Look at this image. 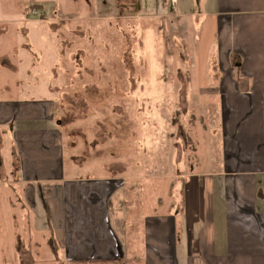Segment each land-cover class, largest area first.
I'll use <instances>...</instances> for the list:
<instances>
[{"label": "crops", "instance_id": "crops-1", "mask_svg": "<svg viewBox=\"0 0 264 264\" xmlns=\"http://www.w3.org/2000/svg\"><path fill=\"white\" fill-rule=\"evenodd\" d=\"M29 3L45 8L0 0V264H264V0H169L192 34L187 102L217 108L165 196L125 164L67 175L47 35L20 39L13 12Z\"/></svg>", "mask_w": 264, "mask_h": 264}, {"label": "rangeland", "instance_id": "rangeland-1", "mask_svg": "<svg viewBox=\"0 0 264 264\" xmlns=\"http://www.w3.org/2000/svg\"><path fill=\"white\" fill-rule=\"evenodd\" d=\"M42 3L13 12L21 13L20 39L47 35L46 55L34 59L53 69L67 175L102 178L112 175L107 166L125 164L128 176L147 179L149 195H176L179 173L199 170L194 140L202 144L217 108L187 102L188 24L169 0Z\"/></svg>", "mask_w": 264, "mask_h": 264}, {"label": "built area", "instance_id": "built-area-1", "mask_svg": "<svg viewBox=\"0 0 264 264\" xmlns=\"http://www.w3.org/2000/svg\"><path fill=\"white\" fill-rule=\"evenodd\" d=\"M33 14H35V15L37 14L36 10H35V11H33Z\"/></svg>", "mask_w": 264, "mask_h": 264}, {"label": "trees", "instance_id": "trees-1", "mask_svg": "<svg viewBox=\"0 0 264 264\" xmlns=\"http://www.w3.org/2000/svg\"><path fill=\"white\" fill-rule=\"evenodd\" d=\"M37 7H39V6H37Z\"/></svg>", "mask_w": 264, "mask_h": 264}]
</instances>
